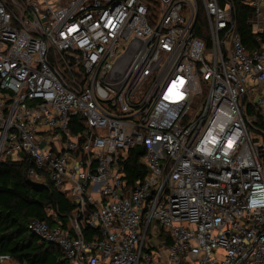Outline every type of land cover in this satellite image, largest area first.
Masks as SVG:
<instances>
[{
  "label": "built area",
  "instance_id": "built-area-1",
  "mask_svg": "<svg viewBox=\"0 0 264 264\" xmlns=\"http://www.w3.org/2000/svg\"><path fill=\"white\" fill-rule=\"evenodd\" d=\"M235 1L0 0V162L74 202L27 224L67 264H264V0L249 50Z\"/></svg>",
  "mask_w": 264,
  "mask_h": 264
},
{
  "label": "trees",
  "instance_id": "trees-1",
  "mask_svg": "<svg viewBox=\"0 0 264 264\" xmlns=\"http://www.w3.org/2000/svg\"><path fill=\"white\" fill-rule=\"evenodd\" d=\"M234 3L236 29L249 50L256 46L247 22L250 7L238 0ZM143 152L141 145L128 151L124 164L128 183L141 178L146 172L139 161ZM29 165L27 160L17 162L5 159L0 162V255L10 256V264H67L63 253L30 233L27 224L31 219H39L49 224L60 222L67 227V216L72 213L75 204L48 181L30 182L27 174ZM50 211L53 213L49 214Z\"/></svg>",
  "mask_w": 264,
  "mask_h": 264
},
{
  "label": "rangeland",
  "instance_id": "rangeland-1",
  "mask_svg": "<svg viewBox=\"0 0 264 264\" xmlns=\"http://www.w3.org/2000/svg\"><path fill=\"white\" fill-rule=\"evenodd\" d=\"M11 262H12V261H11ZM11 262H10V263H11Z\"/></svg>",
  "mask_w": 264,
  "mask_h": 264
}]
</instances>
